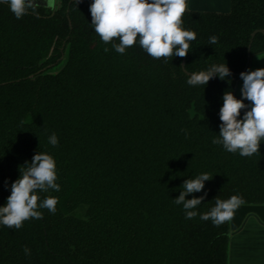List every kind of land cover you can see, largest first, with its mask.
Here are the masks:
<instances>
[{"label": "trees", "instance_id": "1", "mask_svg": "<svg viewBox=\"0 0 264 264\" xmlns=\"http://www.w3.org/2000/svg\"><path fill=\"white\" fill-rule=\"evenodd\" d=\"M92 2L61 0L18 20L0 0V207L37 152L53 157L60 185L37 193L42 219L0 224V264H227L229 220L216 226L199 214L234 195L264 204V139L250 157L212 143L224 92L241 99L236 82L252 32L264 30V0H230L228 12L187 8L181 27L196 34L187 73L183 57L155 59L139 36L117 53L119 40L104 43L91 25ZM261 53L257 33L250 56ZM222 63L226 80L188 85L192 72ZM202 173L213 178L186 197L207 193L186 219L174 199ZM45 198L58 200L55 214L39 207Z\"/></svg>", "mask_w": 264, "mask_h": 264}, {"label": "clouds", "instance_id": "2", "mask_svg": "<svg viewBox=\"0 0 264 264\" xmlns=\"http://www.w3.org/2000/svg\"><path fill=\"white\" fill-rule=\"evenodd\" d=\"M9 4L10 11L16 19H21L33 12L40 4L37 0H3ZM76 4L80 0H75ZM47 7L54 6V0H46ZM187 9V0H93L89 6L91 25L104 43L118 39L112 47L119 54H124L126 48L133 46L139 36V45L148 55L155 59L167 57H186L189 53V41L196 39L193 31L184 30L182 17ZM217 43V37L209 38V45ZM175 50V51H174ZM108 52L107 47L104 48ZM167 62V61H165ZM231 72L226 63L212 64L207 70L192 72L188 75L190 86H206L213 78L226 80ZM243 81L241 99H237L231 90L223 94V105L220 109V131L212 139L215 145H222L230 153L243 157H250L259 152L260 141L264 139V69L247 70L240 73ZM231 83V81H229ZM244 100L251 102L245 104ZM244 112L242 119L241 110ZM185 132L187 138V131ZM49 144L57 146L59 141L55 133L49 136ZM20 177L11 184V194L7 202L0 207V224L10 229H20L24 221L29 218L42 219V213L37 211L38 192L49 189L59 191L56 183V163L47 153L37 152L30 162L19 166ZM213 177L202 173L194 179H187L182 185L180 195L174 199L177 205H183L186 219H194L197 207L202 204L204 196L186 199L189 194L201 192L205 182ZM56 198H45L39 203L40 208L48 209L52 214L56 212ZM243 200L234 195L228 200L216 198L215 206L207 213L199 214L203 221L212 220L219 226L232 219L234 211ZM25 255H31L28 247L23 249Z\"/></svg>", "mask_w": 264, "mask_h": 264}, {"label": "crops", "instance_id": "3", "mask_svg": "<svg viewBox=\"0 0 264 264\" xmlns=\"http://www.w3.org/2000/svg\"><path fill=\"white\" fill-rule=\"evenodd\" d=\"M195 11L228 12L230 0H187ZM264 69V53L250 57L247 70ZM243 81L236 82L241 97ZM242 98V97H241ZM227 264H264V204H241L229 220Z\"/></svg>", "mask_w": 264, "mask_h": 264}, {"label": "water", "instance_id": "4", "mask_svg": "<svg viewBox=\"0 0 264 264\" xmlns=\"http://www.w3.org/2000/svg\"><path fill=\"white\" fill-rule=\"evenodd\" d=\"M37 2L40 4L41 7L48 8V7L46 6V0H37ZM60 2H61V0H56V2H55V3H56V4H55V8H59V7H60ZM257 33H261L262 35H264V30H260V29H258V30H255V31L252 32V34H251V39H250V43H249L248 48H247V62H246V65H245L243 71H246L247 66H248V64H249L250 57H251V56H250V47H251V43H252V40H253L254 36H255ZM181 68H182V70H183L184 72H186V70H185V57H183V59H182V62H181ZM243 71H242V72H243ZM186 73H187V72H186Z\"/></svg>", "mask_w": 264, "mask_h": 264}, {"label": "rangeland", "instance_id": "5", "mask_svg": "<svg viewBox=\"0 0 264 264\" xmlns=\"http://www.w3.org/2000/svg\"><path fill=\"white\" fill-rule=\"evenodd\" d=\"M55 2H56V0H54V6L53 7H48V8L54 9L55 4H56ZM207 11H210V10H207Z\"/></svg>", "mask_w": 264, "mask_h": 264}]
</instances>
